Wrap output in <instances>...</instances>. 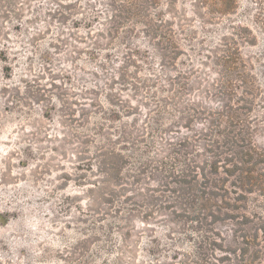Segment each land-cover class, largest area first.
<instances>
[{"label":"rangeland","instance_id":"374dc122","mask_svg":"<svg viewBox=\"0 0 264 264\" xmlns=\"http://www.w3.org/2000/svg\"><path fill=\"white\" fill-rule=\"evenodd\" d=\"M106 2L0 0V264H163V256L180 250L188 241L182 225L164 229L169 218L159 213L146 223L140 221L147 217L149 204V192L142 188L162 176L139 163L140 158L151 154L153 159L171 130L180 131L166 121L159 132L150 121L152 111L143 104L152 108L155 91L171 90L167 81L175 74L184 86V104L193 101L220 108L219 99L238 104L245 136L264 146V0H235L224 14L210 12L199 0L144 1L149 18L172 31L176 53L163 52L173 60L158 59L153 38L142 33V25L140 31L117 40V47L96 51L94 57L84 54L89 39L77 49L72 22L80 19L81 24L104 10ZM212 2L219 6V0ZM42 21L46 27H40ZM58 26L63 40L75 46L49 40ZM38 27L41 31L36 34ZM133 43L142 50L133 57L137 69L128 67L124 82L114 68L116 61L123 64L130 55ZM234 44L253 90L247 94L244 84L236 81L229 99L219 93L220 76L215 71L220 69L217 57L222 49ZM198 90L205 97H198ZM104 94L112 95L116 104L118 98L126 100L112 114L124 121L121 128L108 120L109 111L102 113ZM128 104L133 108H124ZM185 111L187 116L190 111ZM197 118L179 121L195 128L202 120L200 115ZM123 129L133 134L128 136L132 144L117 137ZM111 143L122 150L117 151L121 154L116 158L117 170L107 176L99 163L104 151L98 148ZM249 197L256 207L245 202L248 211L240 212L249 217L244 228L256 229L259 221L249 212L264 217V198ZM211 228L227 232L228 237L235 226L221 221ZM226 245L235 246L229 241Z\"/></svg>","mask_w":264,"mask_h":264},{"label":"trees","instance_id":"16d2710c","mask_svg":"<svg viewBox=\"0 0 264 264\" xmlns=\"http://www.w3.org/2000/svg\"><path fill=\"white\" fill-rule=\"evenodd\" d=\"M144 1L146 0H107L104 10L87 17L81 24L80 19L73 21L77 33L72 38L76 46L63 40V29L59 26L55 34L49 36V40L63 42L65 47L69 45L78 49V44H87L86 39H89L91 44L86 47L87 52L84 54L94 57L96 51L101 53L103 50L112 49L113 46L117 47V40H123L127 34H135L140 31L139 26L142 25L145 29L141 30L142 33L147 32L148 36L153 38V47L155 51H159L158 59L173 60V56L166 58V53L163 52L164 49H170L171 53H176L177 45L172 31L169 27L156 24L149 18ZM232 1V4H227L226 0H219V6H216L212 0H199L210 12L219 14L229 11L234 6L235 0ZM60 4L61 2H57V5ZM57 14L65 15L62 12ZM75 16L77 17L78 13ZM162 21L166 22L165 20L159 22ZM39 24L40 27H46V21ZM61 24L65 25L63 22ZM40 27L35 31L36 34L41 31ZM82 32L86 36H82ZM47 43L50 42L47 40ZM133 46L128 50L130 55L128 53L122 60L126 65L119 64L118 60L116 61L118 66L114 68L124 82L129 77L128 67L137 69V62L133 57H138L142 50L138 44L133 43ZM217 60L220 69L215 73L220 76L218 82L222 88L219 93H224L226 98L231 99L236 81L244 84L247 94L252 92V79L246 72L244 60L235 44L222 49V54ZM177 76L175 74L171 81H167L168 85L173 86L171 90L155 91L152 108L143 104L144 108L152 111L150 121L154 122L159 132L166 121L180 128V131L171 130L163 148L153 152L155 153L153 159L151 154L140 158L139 163H144V167L149 166L154 172L162 174L160 178H152L151 185L142 188L149 192V204L147 217L140 221L146 223L153 213H159L161 217L169 218L166 220L169 224H163L164 229L182 225L181 233L188 235L186 237L188 241L178 248L181 252L176 250V254L163 256L161 260L163 264H264V217L256 212H249L251 218L259 223L256 229L244 228L249 217L246 213L240 212L248 211L249 206L245 202H251L252 206L256 207V201L249 197V194L264 198V169L261 168L264 164V146L255 144L245 136V120L238 104H225L221 99L216 103L220 104V108L206 107L193 101L184 104L182 100L184 86L180 85V81H176ZM92 85L95 86V82ZM85 89L90 88L86 86ZM198 92V97L204 96L200 94V90ZM111 97L112 95L104 94L105 109L102 113L109 111L107 112L109 121L119 123V126L124 125L121 118L115 120L113 116L115 108L123 107L122 103L126 100L118 98L116 104ZM211 101L213 103V100ZM96 106L101 107V104L98 103ZM193 106L200 107L196 109ZM124 108H133V105L128 104ZM185 109L190 111L187 116ZM72 115L75 116V113ZM198 115L202 120L197 122L195 128L193 124L185 125L180 122L182 120L188 123L192 118L198 119ZM130 116L132 114L126 117ZM177 123H180L179 126ZM199 125L202 128H198ZM174 131L177 135L171 136ZM130 135L133 134L123 129L117 137H121V141L126 144H132L133 142L128 140ZM103 141L108 140L103 137ZM194 142L197 145H193ZM113 145L112 143L110 146L100 145L98 148V152L104 151L100 154L99 160L101 167L105 169L102 175L108 176L117 170L116 158L121 156L117 151L122 149ZM135 147L133 145L132 149ZM137 153L138 150H135L133 154ZM94 186L98 187L97 184ZM138 192L140 191L134 193ZM90 199L96 203L98 198L90 196ZM221 221H231L235 226L230 228L228 237L227 232L211 228L216 222ZM228 241L235 246L226 245Z\"/></svg>","mask_w":264,"mask_h":264}]
</instances>
